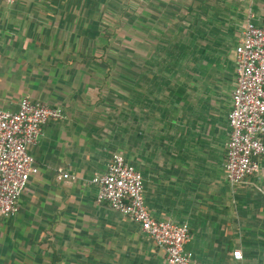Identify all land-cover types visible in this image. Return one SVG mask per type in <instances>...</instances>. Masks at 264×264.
<instances>
[{
	"label": "crops",
	"instance_id": "crops-1",
	"mask_svg": "<svg viewBox=\"0 0 264 264\" xmlns=\"http://www.w3.org/2000/svg\"><path fill=\"white\" fill-rule=\"evenodd\" d=\"M106 1L0 2V107L29 97L66 117L28 148L38 173L0 217V264H166L96 202L115 154L142 175L154 219L188 225L194 264H264V157L237 185L224 170L235 49L248 22L264 25V0H137V54L114 68L110 44L95 49Z\"/></svg>",
	"mask_w": 264,
	"mask_h": 264
},
{
	"label": "built area",
	"instance_id": "built-area-1",
	"mask_svg": "<svg viewBox=\"0 0 264 264\" xmlns=\"http://www.w3.org/2000/svg\"><path fill=\"white\" fill-rule=\"evenodd\" d=\"M235 55L236 86L228 114L230 133L224 163L231 185L256 175L259 159L264 157V25L246 24ZM65 118L61 108L29 97H23L15 111L0 107V217L10 218L19 212L20 198L30 178L38 173L28 148L37 143L47 123ZM68 177L60 174L59 179ZM93 181L99 187L97 204H105L137 223L165 251L166 264H194L186 250L190 241L188 225L159 221L150 215L142 175L120 154L113 155L106 173ZM233 257L242 259L239 251Z\"/></svg>",
	"mask_w": 264,
	"mask_h": 264
},
{
	"label": "rangeland",
	"instance_id": "rangeland-1",
	"mask_svg": "<svg viewBox=\"0 0 264 264\" xmlns=\"http://www.w3.org/2000/svg\"><path fill=\"white\" fill-rule=\"evenodd\" d=\"M100 8L101 19L98 20L102 24L100 22L101 27L97 31H103L105 36L99 37V43L95 49L97 54H100L101 48L108 42L110 45L104 52L110 59L108 64L113 66L120 62L121 65L124 55L132 59L133 54H137V0H108ZM106 36L110 39L106 40ZM100 65L105 68V63Z\"/></svg>",
	"mask_w": 264,
	"mask_h": 264
}]
</instances>
